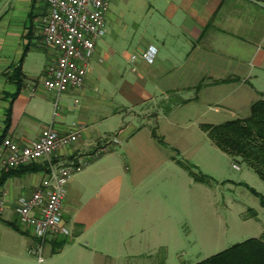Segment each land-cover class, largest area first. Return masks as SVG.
Listing matches in <instances>:
<instances>
[{
    "label": "crops",
    "instance_id": "1",
    "mask_svg": "<svg viewBox=\"0 0 264 264\" xmlns=\"http://www.w3.org/2000/svg\"><path fill=\"white\" fill-rule=\"evenodd\" d=\"M139 8L131 36L108 11L84 88L58 95L42 82L59 55L43 40L44 3L0 7V141L30 144L51 123L62 134L77 122L84 131L61 151L64 158L102 148L123 131L122 141L132 144L124 147L128 164L113 147L70 180L63 204L70 234L48 241L41 264H151L176 232L168 196L180 164L171 147L217 148L201 125L227 122L225 111L246 115L264 95V0H146ZM151 50V61L141 57ZM130 116L139 118L137 126ZM35 165L40 169L0 173L7 175L0 185L7 204L0 264H38L30 253L36 239L16 211L46 177L45 164Z\"/></svg>",
    "mask_w": 264,
    "mask_h": 264
},
{
    "label": "built area",
    "instance_id": "2",
    "mask_svg": "<svg viewBox=\"0 0 264 264\" xmlns=\"http://www.w3.org/2000/svg\"><path fill=\"white\" fill-rule=\"evenodd\" d=\"M46 1L47 10L41 24L43 40L47 46L57 49L59 55L46 69L43 86L58 95L71 88L82 89L91 71L97 42L106 34L110 0ZM137 57L134 55L132 59ZM141 57L151 61L154 53L147 51ZM83 131L84 127L74 122L61 134L51 123L33 143H20L8 137L0 141V173L38 162L46 166L47 174L41 184L30 195L21 197L16 207L20 222L31 228L36 239L30 253L36 256L38 264L45 261L44 249L50 239L70 234L63 216L70 180L84 170L90 158L121 143L117 137L108 136L99 154L60 156L62 150L72 147L80 139ZM233 167L240 169L236 164ZM6 207L4 196L0 195V213Z\"/></svg>",
    "mask_w": 264,
    "mask_h": 264
},
{
    "label": "rangeland",
    "instance_id": "3",
    "mask_svg": "<svg viewBox=\"0 0 264 264\" xmlns=\"http://www.w3.org/2000/svg\"><path fill=\"white\" fill-rule=\"evenodd\" d=\"M7 1L9 0H0V7ZM42 2L47 10V1L42 0ZM145 2L146 0H110L109 10L117 15L121 22L119 29L127 35L136 34L137 18L143 11V8L139 7L143 3L145 5ZM45 13L46 11L41 16L43 17ZM258 99H264V95ZM244 114H236L234 110L225 111L223 120L247 118L250 116V111ZM130 120L136 126L140 122L138 117L133 119L130 116ZM141 121L145 122L143 118ZM123 132L119 137L121 143L112 146L117 147L116 151L122 153L124 162L128 164L124 147H132V144L126 146L127 141H122ZM184 135L186 134H178L177 140L180 142L178 144L185 143ZM196 144L202 143L196 140ZM210 145L212 144H208V147L186 145L171 147L177 160L197 166L195 171L207 175L210 179L205 182L195 181L185 168L181 165L176 166L175 184L168 196L176 232L174 231L171 236L170 245H162L150 257L151 264H196L247 239L259 238L264 233V206L261 197L253 194L249 189V187L255 189L264 197V182L245 163L233 160L223 151ZM113 147H108L109 150L100 154L99 151L104 147L86 152L88 155L95 153L99 155L90 158L89 164L75 176L82 175L87 169L86 173L95 163L94 159ZM234 164L240 169H235ZM163 194H165L164 190H162V198H164ZM174 238H176L175 242Z\"/></svg>",
    "mask_w": 264,
    "mask_h": 264
},
{
    "label": "trees",
    "instance_id": "4",
    "mask_svg": "<svg viewBox=\"0 0 264 264\" xmlns=\"http://www.w3.org/2000/svg\"><path fill=\"white\" fill-rule=\"evenodd\" d=\"M201 128L218 149L233 160L245 163L264 182V99L252 104L250 116L247 118H238L218 125L202 124ZM153 135L164 143L155 130ZM178 163L194 180L205 182L210 179L207 175L197 173L195 165L181 161ZM26 169L34 171L40 167L35 165L24 168ZM6 178V174L0 175V185ZM249 189L261 197L264 206V197L255 189ZM10 226L17 231L21 230L15 223H10ZM65 243V240L59 243L58 248ZM196 264H264V233L259 238L247 239Z\"/></svg>",
    "mask_w": 264,
    "mask_h": 264
}]
</instances>
